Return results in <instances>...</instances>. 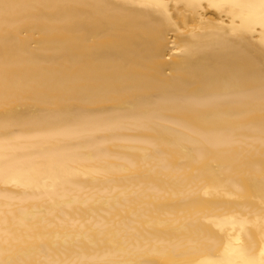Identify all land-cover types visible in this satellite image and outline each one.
I'll return each instance as SVG.
<instances>
[{
    "label": "bare ground",
    "instance_id": "bare-ground-1",
    "mask_svg": "<svg viewBox=\"0 0 264 264\" xmlns=\"http://www.w3.org/2000/svg\"><path fill=\"white\" fill-rule=\"evenodd\" d=\"M0 264H264V0H0Z\"/></svg>",
    "mask_w": 264,
    "mask_h": 264
}]
</instances>
